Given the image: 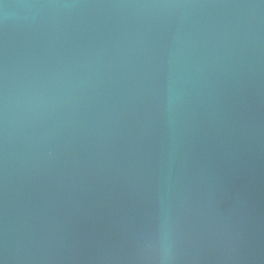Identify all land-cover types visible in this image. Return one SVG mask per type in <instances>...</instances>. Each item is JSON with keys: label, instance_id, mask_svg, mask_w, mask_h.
I'll return each mask as SVG.
<instances>
[{"label": "water", "instance_id": "95a60500", "mask_svg": "<svg viewBox=\"0 0 264 264\" xmlns=\"http://www.w3.org/2000/svg\"><path fill=\"white\" fill-rule=\"evenodd\" d=\"M0 264H264V0H0Z\"/></svg>", "mask_w": 264, "mask_h": 264}, {"label": "clouds", "instance_id": "9594fccd", "mask_svg": "<svg viewBox=\"0 0 264 264\" xmlns=\"http://www.w3.org/2000/svg\"><path fill=\"white\" fill-rule=\"evenodd\" d=\"M65 3H67V0H64Z\"/></svg>", "mask_w": 264, "mask_h": 264}]
</instances>
